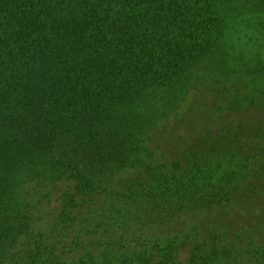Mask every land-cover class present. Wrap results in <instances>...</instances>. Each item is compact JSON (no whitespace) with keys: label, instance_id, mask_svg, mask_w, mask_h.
Segmentation results:
<instances>
[{"label":"trees","instance_id":"trees-1","mask_svg":"<svg viewBox=\"0 0 264 264\" xmlns=\"http://www.w3.org/2000/svg\"><path fill=\"white\" fill-rule=\"evenodd\" d=\"M263 43L264 0H0V264H264Z\"/></svg>","mask_w":264,"mask_h":264},{"label":"rangeland","instance_id":"rangeland-1","mask_svg":"<svg viewBox=\"0 0 264 264\" xmlns=\"http://www.w3.org/2000/svg\"><path fill=\"white\" fill-rule=\"evenodd\" d=\"M261 52H262V57H264V49ZM174 131H178L177 141L170 143L168 145V148H169V152H172V156L177 157L179 155L178 149L181 148L180 145L181 143H183L186 136H185L184 126L182 124H180L177 130ZM64 189L65 188L62 185H57L49 189L50 202L49 204H47L48 214L44 217L43 223L41 224L43 229H50L54 224L56 215L58 213V205H59L60 197Z\"/></svg>","mask_w":264,"mask_h":264}]
</instances>
